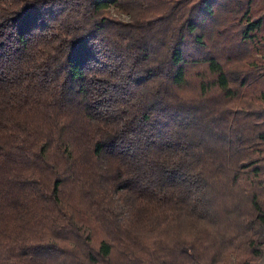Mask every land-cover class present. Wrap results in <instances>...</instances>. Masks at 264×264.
<instances>
[{
  "label": "trees",
  "instance_id": "trees-1",
  "mask_svg": "<svg viewBox=\"0 0 264 264\" xmlns=\"http://www.w3.org/2000/svg\"><path fill=\"white\" fill-rule=\"evenodd\" d=\"M263 232L264 0H0V264H258Z\"/></svg>",
  "mask_w": 264,
  "mask_h": 264
},
{
  "label": "rangeland",
  "instance_id": "rangeland-1",
  "mask_svg": "<svg viewBox=\"0 0 264 264\" xmlns=\"http://www.w3.org/2000/svg\"><path fill=\"white\" fill-rule=\"evenodd\" d=\"M109 12L111 15L116 16L121 20H128V18H129L128 14H126L125 12H122L121 10H119L113 6L109 7Z\"/></svg>",
  "mask_w": 264,
  "mask_h": 264
},
{
  "label": "crops",
  "instance_id": "crops-1",
  "mask_svg": "<svg viewBox=\"0 0 264 264\" xmlns=\"http://www.w3.org/2000/svg\"><path fill=\"white\" fill-rule=\"evenodd\" d=\"M261 242L263 243L261 255L258 260V264H264V232L261 236Z\"/></svg>",
  "mask_w": 264,
  "mask_h": 264
}]
</instances>
